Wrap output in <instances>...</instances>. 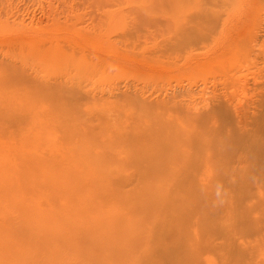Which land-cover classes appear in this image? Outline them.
Listing matches in <instances>:
<instances>
[{
  "label": "rangeland",
  "instance_id": "obj_1",
  "mask_svg": "<svg viewBox=\"0 0 264 264\" xmlns=\"http://www.w3.org/2000/svg\"><path fill=\"white\" fill-rule=\"evenodd\" d=\"M86 1L0 0V264H158L160 257L151 260L147 252L158 225L172 228L175 240L186 239L203 264H264V175L233 192L207 191L209 205L188 218L183 192L164 179L113 172L116 154L104 145L115 142L113 134L120 148L128 132L155 131L157 116L174 115L178 129L194 131L195 115L206 111L215 86L216 94L223 91L254 112L264 75V0L246 8L239 0H129L120 3L124 7ZM130 8L187 16L201 11L214 16L209 25L217 23L216 14L223 22L237 13L234 23L244 26L240 41L220 51L173 42L162 50L96 35L95 26L116 11L130 18ZM56 26L48 30L61 35L53 44L41 35L20 36ZM66 28L79 33L67 37ZM38 88H60L67 113L53 114L62 104L52 115L15 102L23 94L35 97L26 92ZM106 182L114 189L108 199ZM215 206L224 208L214 212ZM201 228L223 233L200 243ZM226 243L228 259L219 255Z\"/></svg>",
  "mask_w": 264,
  "mask_h": 264
},
{
  "label": "bare ground",
  "instance_id": "obj_2",
  "mask_svg": "<svg viewBox=\"0 0 264 264\" xmlns=\"http://www.w3.org/2000/svg\"><path fill=\"white\" fill-rule=\"evenodd\" d=\"M32 1L37 2L38 0ZM122 1L124 4L126 3L124 6L130 3L129 0H99L97 3L102 2L103 6L112 4L124 7L122 6L123 3L120 4ZM242 1L244 2L243 7L246 8L251 0H239V3ZM90 2L91 5L97 4L94 0H87L83 5ZM130 13L135 14L125 19L120 18V13L116 11L117 17L95 26L96 35L102 37L110 34L123 39L129 38L134 43L142 41L152 43L156 48L162 50H165L173 42L184 44L185 48L188 49L200 44L209 46L212 51H220L228 49L231 42L240 41L238 39L240 29H243L244 26V23L241 22L240 25L234 23L237 13L233 17L228 15V18L224 19L223 22L221 14H216L218 16L217 23L213 25H209V23L212 22L210 19H214V16L206 15V18L201 11L188 16L183 11H181V14H154L146 10L139 13L137 10L132 9ZM79 19L81 18L76 20ZM49 29L55 31L58 26L33 28L31 31L22 32L20 36L36 37L41 35L42 38L44 37L53 44V40L61 37V35L50 33L48 32ZM66 29L68 31L67 37L79 33L76 28ZM81 32L86 34L88 31L83 30ZM98 36L92 38L99 40ZM70 47L76 49L75 46ZM193 57L194 55L189 53L188 58L192 59ZM75 67L77 74L83 76L80 68L77 65ZM97 68L96 66L93 67L95 71ZM90 71L88 70L87 73ZM261 79V84L256 88L252 101V106L255 107L254 112H251V108L247 109L246 105L236 103L232 96L224 94L223 91L216 94L218 87L215 86L208 108L200 115H195L194 122L198 125L194 126V131L190 133L185 132L187 127L178 129L176 116L170 115V117H156L153 124L159 127L158 130L155 129L158 132L139 129L134 134L128 132L127 138L129 140L120 148L116 143L118 137L113 134L110 138L115 142L111 141V143L106 142L104 144L107 146V153L116 154L112 159L113 161L110 162H116L118 165L112 168V171L145 178H157V180L164 179L171 188L175 187L187 196L186 202L189 203L188 206L190 207L187 214L188 218L191 215L198 214L206 205H209L207 191L211 190L219 195L223 192H233V189L237 186L239 188L247 186L248 178L264 175V75ZM26 93L33 94L35 97L23 94L20 95L21 102L19 100L15 102L20 105H22L21 103L31 104L37 111L40 108L49 109L50 114L54 112L58 104H62L53 114H58L61 111L67 113L68 107L62 103L63 99L65 101L64 92L60 88L54 90L38 88L35 92ZM66 104L69 106V103ZM197 129H203V132L198 135ZM99 146L101 145L99 144ZM114 159L118 160L115 161ZM120 159L123 161H120ZM79 169L84 170L80 167ZM245 178L247 179L243 181ZM125 182L127 181L125 180ZM111 186L112 184L109 182L105 183L104 189L106 188L107 194H103L104 199H108L114 192ZM221 208L224 207L215 206L213 211L219 212ZM247 208L245 211H252L249 207ZM247 221L249 225L252 223L250 219ZM159 226L151 228L152 236L149 242L151 247L147 250L152 258L151 260L160 257L158 264H203L196 251L188 245L186 246V239L175 240L172 228L159 230ZM200 230L203 232L202 228ZM222 233V231L209 228L206 234L203 232V236L201 233L197 242L200 241L201 243V238L204 236L211 234L216 236ZM207 246L208 244L204 247ZM226 248L227 243L226 245L223 244L222 249L219 246L217 247V250L220 249L219 255L224 259H228ZM240 248L237 249L240 250ZM200 249H202V245H200ZM238 262L244 264L243 259Z\"/></svg>",
  "mask_w": 264,
  "mask_h": 264
}]
</instances>
